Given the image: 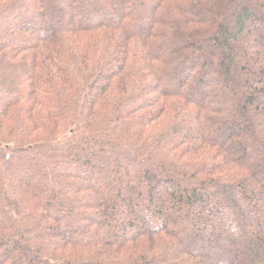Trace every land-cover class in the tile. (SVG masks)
<instances>
[{"label": "trees", "instance_id": "obj_1", "mask_svg": "<svg viewBox=\"0 0 264 264\" xmlns=\"http://www.w3.org/2000/svg\"><path fill=\"white\" fill-rule=\"evenodd\" d=\"M0 264H264V0H0Z\"/></svg>", "mask_w": 264, "mask_h": 264}]
</instances>
